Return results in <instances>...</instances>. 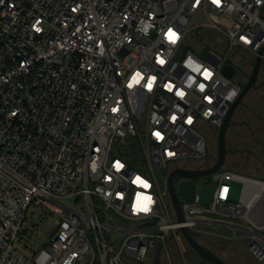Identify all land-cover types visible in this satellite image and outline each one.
<instances>
[{
  "label": "built area",
  "instance_id": "1",
  "mask_svg": "<svg viewBox=\"0 0 264 264\" xmlns=\"http://www.w3.org/2000/svg\"><path fill=\"white\" fill-rule=\"evenodd\" d=\"M147 21L153 27L144 35ZM169 28L180 35L176 45L165 39ZM210 34L218 36L217 46L206 44ZM192 41L208 48L201 54L183 48ZM262 49L264 0H221L219 7L211 0H0V264H65L73 254L71 264H143L159 242L164 252L169 240H180L181 228L194 233L209 226L246 235L249 251L264 262V220L251 214L264 204V180L221 170L212 184L196 182L198 191L213 185V198L209 205L198 196L181 201L179 223L168 177L159 174L207 155L204 128L219 129L242 90L224 75L225 66L239 72L234 57L242 51L255 59ZM157 56L166 64H157ZM189 56L214 72L211 81L184 66ZM135 71L145 79L130 90ZM150 75L157 81L148 92ZM177 89L187 93L183 100ZM231 90L237 95L225 100ZM154 131L165 139L157 141ZM116 160L125 164L120 173L112 167ZM135 174L152 185L149 215L132 212L135 192L143 191L130 183ZM232 182L242 184L237 202ZM222 185L230 188L227 199L220 198ZM35 209L51 215L55 229L43 248L27 252L19 244Z\"/></svg>",
  "mask_w": 264,
  "mask_h": 264
},
{
  "label": "rangeland",
  "instance_id": "2",
  "mask_svg": "<svg viewBox=\"0 0 264 264\" xmlns=\"http://www.w3.org/2000/svg\"><path fill=\"white\" fill-rule=\"evenodd\" d=\"M229 21L230 19L227 20V22ZM206 44L217 46L219 44L218 36L207 35ZM183 48L201 54L203 48L208 47L201 42L195 43L192 41L185 44ZM234 59L238 64L239 72L234 75L232 81L243 86L248 80L255 59L251 54L242 51ZM242 117L253 124V128L256 130L255 134L251 135V131L241 123ZM232 122L233 124L227 132V148L230 153L227 156L224 168L242 171L256 177H264V61L256 88L252 89L243 99L242 104L233 116ZM218 133L219 129H211L206 126L203 134L207 142V155L203 159L182 163L181 167L198 169L212 166L217 158ZM252 139L255 141L253 142ZM240 146L250 148L251 155L244 154L241 158H238L237 153H232ZM169 172L161 170L159 174L161 178L167 179ZM197 182L199 184H212L213 179L212 176H208ZM231 188V199L234 202L239 201L242 184L232 182ZM24 228L28 230V235L23 237L19 245L27 252L31 251L32 248L41 249L54 232L55 220L51 218V215L44 216L43 211L39 209L30 210ZM242 236L235 234L231 229L220 226L201 227L196 232V238L202 245L210 248L229 264H264V262L256 260L250 253V241L246 235ZM153 258L152 255L143 264H153ZM161 261L162 264H209L201 259L182 237L180 240H169L168 249L162 253Z\"/></svg>",
  "mask_w": 264,
  "mask_h": 264
},
{
  "label": "water",
  "instance_id": "3",
  "mask_svg": "<svg viewBox=\"0 0 264 264\" xmlns=\"http://www.w3.org/2000/svg\"><path fill=\"white\" fill-rule=\"evenodd\" d=\"M264 49L260 50L255 61L252 65V70L248 76L247 82L242 86L241 93L235 102L231 105L230 110L225 117L224 122L219 128L218 140H217V158L212 166L205 168H185L177 167L173 169L168 176V194L170 198L171 207L175 213L177 222L181 223L184 221L182 212L181 201L184 203H193L197 196L204 205H209L215 187L213 185H204L199 191L196 186V182L204 177L211 176L212 174L219 172L224 169L226 159L230 150L227 148V132L230 126L233 124L232 119L238 107L242 104L243 99L246 95L254 88L259 78V73L263 63ZM224 75L231 79L237 73V69L230 65L225 66L223 70ZM228 223H224L227 226ZM246 232H250L248 229H244ZM177 234H181L182 238L192 248L196 254L209 264H228L221 259L216 253L210 248L202 245L193 235V233L187 228H181ZM174 235L171 236L173 238ZM164 245L159 242L157 245L153 264H162L161 258L163 253Z\"/></svg>",
  "mask_w": 264,
  "mask_h": 264
},
{
  "label": "clouds",
  "instance_id": "4",
  "mask_svg": "<svg viewBox=\"0 0 264 264\" xmlns=\"http://www.w3.org/2000/svg\"><path fill=\"white\" fill-rule=\"evenodd\" d=\"M197 3H199V0H197ZM211 3L216 5L217 7L220 6L221 4V0H211ZM39 23H41V21L37 20L36 24L38 25ZM153 27V25L151 24L150 21L147 22H142V28L140 29L144 35H147L149 30ZM34 30L39 33L42 31V29L36 25H34ZM165 39L166 41L171 44V45H176L178 43V41L180 40V35L178 34L177 31L173 30L172 28H169L167 30V32L165 33ZM240 40L244 43V44H250L251 41L246 37V36H241ZM100 54L103 55V48L101 47L100 49ZM156 63L163 66L166 64V60L161 58L160 56H157L156 58ZM184 66L191 69V71L195 74H200L203 78V80L205 81H211L213 76H214V72L209 70L208 68H205L202 64L195 62L192 57H188V59L185 61ZM203 69V71H202ZM145 79V75L142 74V72L140 71H135L129 78L126 87L130 90L135 89L137 86H140L142 81H144ZM157 81V77L155 75H150L147 79V83L144 84V88L148 91L151 92L154 89V86L156 84ZM195 77H189L187 80V84L186 86L188 88H191L192 85L195 83ZM198 90L203 93L206 90V85L204 83H200L198 86ZM175 88V85L172 83H168L165 85V89L168 92H172L173 89ZM175 95L183 100L185 98V96L187 95V93L183 90V89H177L175 91ZM237 95V92L235 90H231L228 92V94L224 97L225 100L231 101L234 99V97ZM205 100L207 101V103L211 104L213 102V98L212 97H205ZM118 111V108H114L113 112ZM182 111V109H181ZM205 117L208 118L212 115V111L211 109L207 110L204 113ZM178 119V116L173 114L170 117V121L172 123H175L176 120ZM185 123L187 125H192L194 123V118L192 116H188L185 120ZM153 137L157 140V141H162L165 139V137L159 132V131H154L153 132ZM167 155L169 157L173 156L174 153L172 152H168ZM95 167V166H94ZM114 171L116 173H120L124 168H125V164L122 163L119 160H116L113 162L112 165ZM106 179L108 181H111L112 177H106ZM130 183L135 186L137 189H143V191H136L133 197V203H132V212L134 215H140V214H144V215H149L152 211L153 206L155 205L156 201L154 200L153 195L150 192V189L152 188V185L150 183V181H148L146 178L142 177L139 174H135L133 179H131ZM230 192V188L226 185H222L221 189H220V198L221 199H227L228 194ZM108 195H111V193H108ZM118 199L123 200L124 199V193H120L118 192L116 194ZM74 258V254L73 257L69 258L68 260L65 261V264H71V259Z\"/></svg>",
  "mask_w": 264,
  "mask_h": 264
},
{
  "label": "trees",
  "instance_id": "5",
  "mask_svg": "<svg viewBox=\"0 0 264 264\" xmlns=\"http://www.w3.org/2000/svg\"><path fill=\"white\" fill-rule=\"evenodd\" d=\"M245 127H247V129H249V131H251L250 133H251V135H253V134H255L256 133V130L252 127V128H250V127H248L247 125H245V124H243ZM254 137V136H253ZM253 140V139H252ZM255 140H253V142H254ZM253 142H252V144H253ZM232 153H237L238 155V158L240 157H242V155H246V154H249V155H251V153H252V151H251V149L250 148H248V147H242V146H240L239 148H237L235 151H232ZM226 164V163H225ZM223 170H230V171H233V172H236V173H239V174H242V175H245V176H248V177H252V178H255V179H258V180H264V177H256V176H252L251 174H247V173H244V172H242V171H238V170H231V169H228L227 167H225ZM193 235H194V237L196 238V232H194L193 233ZM197 239V238H196ZM171 240H173V239H171ZM195 252V251H194ZM196 253V252H195ZM251 253V252H250ZM224 261H226V260H224ZM227 262V261H226Z\"/></svg>",
  "mask_w": 264,
  "mask_h": 264
},
{
  "label": "bare ground",
  "instance_id": "6",
  "mask_svg": "<svg viewBox=\"0 0 264 264\" xmlns=\"http://www.w3.org/2000/svg\"><path fill=\"white\" fill-rule=\"evenodd\" d=\"M253 205V201L249 200L247 202L248 209H251ZM254 207L255 208H253V211L251 212L252 216L259 221L264 220V204L259 203L258 205L256 204Z\"/></svg>",
  "mask_w": 264,
  "mask_h": 264
},
{
  "label": "flooded vegetation",
  "instance_id": "7",
  "mask_svg": "<svg viewBox=\"0 0 264 264\" xmlns=\"http://www.w3.org/2000/svg\"><path fill=\"white\" fill-rule=\"evenodd\" d=\"M242 121H241V123L242 124H245V125H247L248 127H250V128H252L253 127V124H251V123H249L247 120H246V118H244V117H242V119H241ZM220 257V256H219ZM221 258V257H220ZM222 259V258H221ZM226 262V261H225ZM228 263V262H227ZM229 264V263H228Z\"/></svg>",
  "mask_w": 264,
  "mask_h": 264
}]
</instances>
